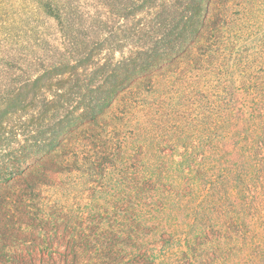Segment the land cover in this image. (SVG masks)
<instances>
[{"label": "trees", "instance_id": "trees-1", "mask_svg": "<svg viewBox=\"0 0 264 264\" xmlns=\"http://www.w3.org/2000/svg\"><path fill=\"white\" fill-rule=\"evenodd\" d=\"M0 264H264V0H0Z\"/></svg>", "mask_w": 264, "mask_h": 264}]
</instances>
